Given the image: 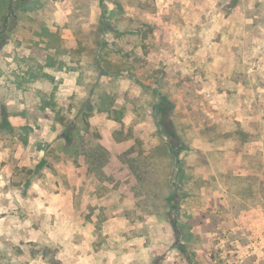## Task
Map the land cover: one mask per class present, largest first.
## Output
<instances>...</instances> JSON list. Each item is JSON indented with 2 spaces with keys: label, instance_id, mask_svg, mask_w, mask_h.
<instances>
[{
  "label": "rangeland",
  "instance_id": "obj_1",
  "mask_svg": "<svg viewBox=\"0 0 264 264\" xmlns=\"http://www.w3.org/2000/svg\"><path fill=\"white\" fill-rule=\"evenodd\" d=\"M0 264H264V0H0Z\"/></svg>",
  "mask_w": 264,
  "mask_h": 264
},
{
  "label": "trees",
  "instance_id": "obj_2",
  "mask_svg": "<svg viewBox=\"0 0 264 264\" xmlns=\"http://www.w3.org/2000/svg\"><path fill=\"white\" fill-rule=\"evenodd\" d=\"M101 43H102L103 47H106L109 44L107 41H103V40H101ZM105 51H107V50H105ZM108 55H109V52L107 51L106 56H108ZM105 60H108V57H106ZM104 105L105 104L100 106L103 111H107V113H109V114L110 113L112 114V111H116L113 107L112 108H106ZM43 107H44V109H47L48 107H50V102H44ZM116 113L118 114L117 111H116ZM165 123H166L165 125L167 126V131H168L169 137L178 140L179 136L176 134L172 123L170 121H168V119H166V118H165ZM245 135L249 136V134H245ZM171 152H172V155L174 156L173 157L174 158V165H175L174 167H176V173L174 175L178 181V184H176V185L174 183L172 184V188L174 189L178 185L181 186V188H182V186L185 185V182L188 179V177H187L188 173L186 171L185 161H184V159L181 158L182 152L174 154V149H173V151L171 150ZM172 193H174V192H172ZM172 199H173V197L171 195V197H169V201H171Z\"/></svg>",
  "mask_w": 264,
  "mask_h": 264
}]
</instances>
